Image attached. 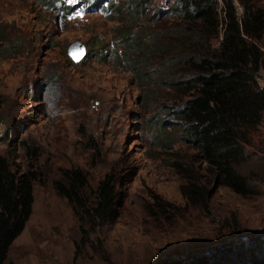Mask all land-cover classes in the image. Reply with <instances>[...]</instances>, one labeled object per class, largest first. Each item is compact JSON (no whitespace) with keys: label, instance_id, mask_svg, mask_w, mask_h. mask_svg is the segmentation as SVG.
<instances>
[{"label":"rangeland","instance_id":"1","mask_svg":"<svg viewBox=\"0 0 264 264\" xmlns=\"http://www.w3.org/2000/svg\"><path fill=\"white\" fill-rule=\"evenodd\" d=\"M66 1L72 6L67 15L38 0H0V152L17 170L36 168L40 176L31 215L5 264H248L245 244L258 260L264 247V155L255 149L264 148V121L253 130L239 167L251 190L219 184L194 161L209 192L191 204L172 161L196 150L163 110L169 101L157 94L168 88L139 83L115 67L112 56L102 57L99 47L111 43L115 19L87 9L85 1ZM234 2L239 14L242 3L264 11V0ZM76 40L86 46L79 61L67 51ZM260 45L264 51V32ZM75 167L91 182L87 192L104 172L118 176L123 199L112 221L79 217L53 188L62 169ZM234 220L237 232L230 229ZM217 252L222 257L212 256Z\"/></svg>","mask_w":264,"mask_h":264},{"label":"trees","instance_id":"2","mask_svg":"<svg viewBox=\"0 0 264 264\" xmlns=\"http://www.w3.org/2000/svg\"><path fill=\"white\" fill-rule=\"evenodd\" d=\"M38 1L65 15L72 8L66 0ZM81 1L87 9H98L115 19L111 43L99 47L100 55L112 56L115 67L130 71L139 83L168 88L157 94L169 101L163 110L171 112V124L196 150L190 158L172 161L184 178L180 185L183 197L198 204L209 192L193 169L194 161L219 184L239 193L251 190L239 167L249 155L253 130L264 121V51L260 45L264 11L242 3L239 14L234 0ZM3 34L0 25V40ZM148 94L154 96V91ZM2 103L0 98V110ZM258 150L264 155V148ZM38 180L36 168L19 171L0 152V264H5L11 243L31 215ZM120 182L115 172L107 171L87 192L91 182L79 167L64 168L52 180L53 188L79 217L101 224L118 215L123 199L117 188ZM232 222L234 227L230 229L237 232L236 221ZM260 241L264 242V236ZM243 248L248 249V264H264L263 246L256 252L258 260L249 244ZM212 256L220 258L222 253Z\"/></svg>","mask_w":264,"mask_h":264},{"label":"water","instance_id":"3","mask_svg":"<svg viewBox=\"0 0 264 264\" xmlns=\"http://www.w3.org/2000/svg\"><path fill=\"white\" fill-rule=\"evenodd\" d=\"M67 51L74 61H79L86 53V46L76 40L68 45Z\"/></svg>","mask_w":264,"mask_h":264},{"label":"built area","instance_id":"4","mask_svg":"<svg viewBox=\"0 0 264 264\" xmlns=\"http://www.w3.org/2000/svg\"><path fill=\"white\" fill-rule=\"evenodd\" d=\"M263 76H264V73H263Z\"/></svg>","mask_w":264,"mask_h":264}]
</instances>
